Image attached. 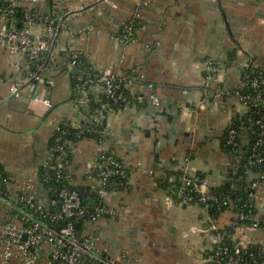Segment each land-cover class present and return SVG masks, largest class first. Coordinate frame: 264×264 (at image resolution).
<instances>
[{"label":"crops","instance_id":"0c3cea01","mask_svg":"<svg viewBox=\"0 0 264 264\" xmlns=\"http://www.w3.org/2000/svg\"><path fill=\"white\" fill-rule=\"evenodd\" d=\"M82 2L42 0L34 6L48 13L53 6L71 10ZM135 12L136 39L124 43L121 23ZM69 49L80 51L96 70L143 73L160 101L155 106L140 99L133 88L130 102L106 115L101 142L84 137L73 143L70 167L83 189L88 188L83 169L102 148L113 149L130 167L126 186L111 196L118 215L90 227L112 255L129 249L142 264H200L211 244L210 233L201 230L204 208L178 204L159 179L186 163L211 186L224 181L231 157L221 148L222 133L245 107L234 96L214 101L213 88L204 91L203 59L222 63L213 87L237 88L247 67L261 75L264 87V0H111L74 14L59 39L60 63ZM26 73L25 58L10 59L0 46V165L12 178L11 189L30 176L35 190L43 191L36 172L55 126L89 121L90 106L72 101L77 71L60 64L35 89L25 83ZM11 82L21 84L20 96H9ZM34 91L53 106L34 100ZM102 94L95 86L91 102L102 101ZM256 191H264V182ZM229 216L228 210L221 212L218 224L225 226ZM246 234L260 238L259 231Z\"/></svg>","mask_w":264,"mask_h":264},{"label":"built area","instance_id":"2783aa9c","mask_svg":"<svg viewBox=\"0 0 264 264\" xmlns=\"http://www.w3.org/2000/svg\"><path fill=\"white\" fill-rule=\"evenodd\" d=\"M41 1L0 0V46L10 59L25 58V83L32 89L43 81L46 73L56 71L63 64L69 71H77L72 94L77 107L90 106L91 92L97 85L102 89L104 101L90 107L89 121L77 124L64 121L55 126L46 159L36 172V184L41 185L43 191L35 190V180L30 176L11 189L12 178L0 165V264H142V257L129 249H121L117 255L110 254L101 244L98 231L90 227L102 218L115 219L118 215L111 196L127 183L130 167L113 149H100L96 158L83 169V179L90 189L89 196L84 199L73 188L75 181L69 155L74 142L68 137L80 139L86 135H99L101 142L106 132L101 122L113 112L108 105H125L131 100L123 89L137 88L140 99L158 106L160 101L155 86L134 69L123 75L96 70L76 49H69L60 63L59 39L74 14L111 0H83L71 10L53 6L48 13L35 8L34 5ZM138 17L135 12L121 23L119 37L124 43L135 41ZM35 24L41 26L40 31L33 30ZM222 69L220 61L210 57L203 59L204 91L213 88L214 101L223 96H234L245 107V113H250L243 120L240 132L233 126L234 121L226 128L225 141L231 147L230 157L235 163L227 167L225 179L228 174L236 173V167H233L239 160L236 153L242 145H250L249 135L255 134L245 163L249 186L253 190L248 192L245 202L236 206L225 193L213 190L203 175L190 173L185 163L174 170L181 174L168 177L171 182L169 197L180 205L193 202L203 205L204 226L201 230L206 235L210 233L211 244L201 254L200 264H264V257L248 255L251 249L264 254V191H256L264 182V120L260 109L264 105L263 80L262 77H251L243 69L237 88L213 87V83L221 78ZM20 94L21 84L11 82L9 96ZM32 97L49 108L53 106L50 99L36 91ZM253 126L258 127L257 132ZM254 166L262 168L251 171ZM51 182L61 185L48 188L47 183ZM236 201L241 200L236 198ZM210 202L218 207L227 206L225 210L230 216L225 226L210 216L207 209ZM247 203L252 209H244ZM248 231H259L260 238L247 236Z\"/></svg>","mask_w":264,"mask_h":264},{"label":"trees","instance_id":"16d2710c","mask_svg":"<svg viewBox=\"0 0 264 264\" xmlns=\"http://www.w3.org/2000/svg\"><path fill=\"white\" fill-rule=\"evenodd\" d=\"M246 73H248L251 77L256 76L261 78V75L258 72L253 71L251 68L250 69H245ZM124 93H126L127 95H129L131 97V93L129 90L123 89ZM102 101H104V98H102ZM99 105V102L94 103L91 102L90 107L94 108L96 105ZM123 104H109L108 107L109 109L116 111L118 110L120 107H122ZM261 112L263 113V120H264V105L261 106ZM250 113L247 114L243 113V114H238V116L235 118L233 126L236 128L237 132L241 131V128L243 126V120H245L246 116L249 115ZM101 126H104V120L101 122ZM254 129L255 132L258 131V127H252ZM226 135H227V129H225L222 133V150L228 154L229 156H231V147L229 144L226 143ZM87 138H94L97 141L101 140L102 137L99 135H86ZM71 141L76 142L79 139L76 138H71L68 137ZM84 138V137H83ZM253 138H255V134H251L249 135V139H250V145L253 142ZM263 141H264V134H263ZM81 139V138H80ZM52 141V137L51 140L49 142V144ZM250 145H242V147L239 148V152L236 153L238 160V164L237 166L234 165L233 167H236V173H230L228 174V177L226 179H224V181L218 185V186H213V190L217 191V192H223L227 195V197H229L232 201L233 204H235L236 206L241 205L243 202H245L246 198H247V194L249 191H252L253 189L249 186V182L250 180H248V173L246 174V169L248 168L247 166H245L246 161L249 159V150H250ZM234 157V156H233ZM69 159H70V155H69ZM235 163L234 159L231 161V164L233 165ZM262 167L261 166H254L253 168H251V171H256V170H260ZM231 170V169H230ZM179 174H181L180 171H173V170H169L168 173H166V177H164V181L159 179V181L161 182V184L163 185L164 188L169 189V187L171 186V182L168 180L169 176H178ZM200 175H202L201 173H199ZM129 175V174H128ZM241 176L239 179L237 177ZM128 179V178H127ZM114 180V179H112ZM177 180V179H176ZM113 182V181H112ZM39 183H41L39 181ZM175 183V181H174ZM127 183L124 184V186H122L121 188H124L126 186ZM39 185V184H38ZM61 185V183H47L48 188H55L57 186ZM41 186V185H40ZM42 187V186H41ZM73 188L76 189L77 191H79L80 195L85 199L86 197L89 196L88 191H90V189H83L81 186H77V185H73ZM86 190V191H85ZM236 198H239L241 201H236ZM87 204L89 203L88 201H85ZM196 203V202H193ZM201 206L202 203H198ZM227 208V206H221L218 207L216 204H213L210 202V204H208V211L211 217L213 218H217L219 216V214L224 211ZM244 209L245 210H250L252 209V207L247 203L244 204ZM249 256H255L257 258H263L264 254L260 253L257 250H253L251 249L248 252Z\"/></svg>","mask_w":264,"mask_h":264},{"label":"water","instance_id":"95a60500","mask_svg":"<svg viewBox=\"0 0 264 264\" xmlns=\"http://www.w3.org/2000/svg\"><path fill=\"white\" fill-rule=\"evenodd\" d=\"M1 223L3 224V223H4V221L2 220V221H1Z\"/></svg>","mask_w":264,"mask_h":264}]
</instances>
